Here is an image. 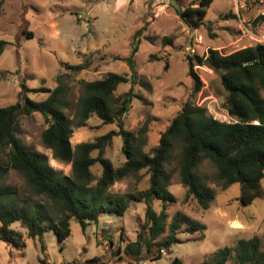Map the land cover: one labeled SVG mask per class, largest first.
Wrapping results in <instances>:
<instances>
[{
	"label": "rangeland",
	"instance_id": "1",
	"mask_svg": "<svg viewBox=\"0 0 264 264\" xmlns=\"http://www.w3.org/2000/svg\"><path fill=\"white\" fill-rule=\"evenodd\" d=\"M191 1L2 0L0 40L7 44L0 54V106L17 100L21 82L28 88L25 94L29 98L43 99L47 93L34 89L53 88L55 75L65 71L64 63L78 64L88 54H91V64L75 75L76 79L93 80L108 71L130 73L123 58L130 52L135 32L145 26L133 55L134 83H122L114 92L116 105H119L120 96L132 87L127 110L123 108L117 116L121 117L127 130H135L141 125L146 127L143 151L148 152L157 142L159 132L185 102L205 107L207 113L218 120H231L224 108L225 91L209 61L194 64L202 86L193 93V80L188 75L186 57L202 55L207 48L227 54L263 43V22L255 21L260 5L246 0L247 7L242 9L236 8L232 0H213L205 15V21L211 23L193 29L180 20L173 7L176 3ZM23 31L31 32L32 37H27ZM146 35L151 40H146ZM198 36L201 39L195 40ZM187 45L195 48L193 54L185 49ZM69 87L66 112L72 120V147L118 129L115 121L103 123L95 115L84 126H76L74 110L81 86L77 81H71ZM260 96L264 99L263 92ZM18 122V135L23 144L46 154L51 167L62 175H69L70 163L55 160L51 151L42 145L41 132L46 127L43 116L32 112L19 117ZM121 145L120 136H113L105 150L104 156L114 166L121 165L125 160ZM5 163L6 156L0 151V164ZM175 165L176 159L171 157L168 167ZM91 170L98 176L101 168L96 163ZM215 173L216 169L207 160L200 162L196 168L199 182L211 187L215 193L209 207L203 209L195 199L185 197L178 171L174 172L167 187L175 197L173 202L166 203L168 219L175 212H182L199 220L206 226L203 237L197 233L179 232L181 241L172 244L161 258L140 264H170L174 257L179 258L182 264H201L218 249L224 246L234 248L239 239L252 236H257L260 247L264 248V197L256 196L250 203L243 204L240 184L221 187L213 181ZM147 181L148 174L140 170L136 175L115 181L107 195L116 197L142 190L147 187ZM4 182L15 186L27 205L35 204L46 214L54 211L45 197L36 196L27 189L16 171L9 169ZM260 185L264 191V176ZM160 204L153 201V208H160ZM144 208L143 202L130 201L122 214L114 210L106 211L97 221H88L83 230L74 219H70V234L61 241L47 227L43 231L45 251L42 252L37 238L29 237L26 229L17 222L12 223L10 228L19 236L15 237L16 242L0 239V264H87V260L93 257H99L101 264H128L114 260L113 251L135 239L137 223L143 220ZM234 262L235 252L232 250L227 264Z\"/></svg>",
	"mask_w": 264,
	"mask_h": 264
},
{
	"label": "trees",
	"instance_id": "2",
	"mask_svg": "<svg viewBox=\"0 0 264 264\" xmlns=\"http://www.w3.org/2000/svg\"><path fill=\"white\" fill-rule=\"evenodd\" d=\"M212 1L193 0L187 4L176 3L173 7L180 20L195 29L211 23L205 21V15ZM1 6L2 0L0 9ZM260 20H264L261 15L255 18V21ZM145 28L142 26L135 32L130 52L123 58L130 73L108 71L97 79H76L75 75L91 64V54H88L78 64L64 63L65 71L55 75L53 88L34 89L47 93L43 99L29 98L25 94L28 88L21 82L17 100L0 106V151L6 156V163L0 164V239L16 242L15 237L19 235L10 225L17 222L26 229L29 237L38 239L42 252L45 251L42 238L45 228H51L61 241L70 234V219H74L83 230L88 221H97L102 213L114 210L122 214L130 201H141L145 208L143 220L137 223L135 239L113 251L117 262L140 264L161 258L172 244L181 241L179 232L197 233L203 237L206 226L199 220L182 212H175L168 219L166 203L173 202L175 197L167 187L175 171H178L179 182L185 188V197L195 199L203 209L209 207L215 196L211 187L198 180L196 168L203 160L209 161L216 169L213 181L221 187L240 184L243 204L250 203L256 196L264 197L260 185L264 176V99L260 96L261 92L264 93V44L255 43L227 54L207 48L202 55L187 56L193 93L202 86L194 64L201 65L208 59L225 91L224 108L231 120H218L208 114L205 107L185 102L159 132L157 142L144 152L146 127L141 125L135 130H127L121 117L117 116L122 107L127 110L132 87L120 96L119 105H116L114 92L122 83H134L133 55ZM23 33L32 37L31 32ZM145 39L151 40V37L146 35ZM5 44L6 41L0 40V54ZM71 81H77L81 86L74 110L75 125L84 126L95 115L103 123L115 121L117 130L72 147V120L66 112ZM32 112H39L46 123L41 132L42 145L51 151L55 160L70 163L69 175H62L48 164L46 154L29 148L20 140L18 119ZM113 136H120L125 158L118 166L104 156ZM171 157L176 159L172 168L168 167ZM96 163L101 168L98 176L91 170ZM9 169L23 178L32 194L45 197L54 211L46 214L35 204L27 205L17 188L4 182ZM140 170L148 174L146 188L116 197L107 195L115 181L136 175ZM155 200L161 203L158 209L153 208ZM232 250L235 252L233 264H264V248L260 247L257 236L239 239L234 248L224 246L201 264H227ZM87 264H101V261L99 257H93L87 260ZM170 264L182 263L174 257Z\"/></svg>",
	"mask_w": 264,
	"mask_h": 264
},
{
	"label": "built area",
	"instance_id": "3",
	"mask_svg": "<svg viewBox=\"0 0 264 264\" xmlns=\"http://www.w3.org/2000/svg\"><path fill=\"white\" fill-rule=\"evenodd\" d=\"M232 1L234 2L236 8L240 7L242 9H245V7H247L246 5L248 2L246 0H232ZM253 1L255 2L256 5H260L257 7L258 10L256 13V17L259 15L264 17V0H253ZM262 22L264 25V20H262ZM244 30L248 32V29L244 28ZM197 38H198V40L201 39L200 36H198V37H195V40H197ZM263 44H264V42H263ZM185 49L188 52H190L191 54H193L195 52V48L192 45H187L185 47Z\"/></svg>",
	"mask_w": 264,
	"mask_h": 264
},
{
	"label": "water",
	"instance_id": "4",
	"mask_svg": "<svg viewBox=\"0 0 264 264\" xmlns=\"http://www.w3.org/2000/svg\"><path fill=\"white\" fill-rule=\"evenodd\" d=\"M207 61H209L208 59H206ZM123 110V107L121 108V110L118 112V114H120V112Z\"/></svg>",
	"mask_w": 264,
	"mask_h": 264
}]
</instances>
